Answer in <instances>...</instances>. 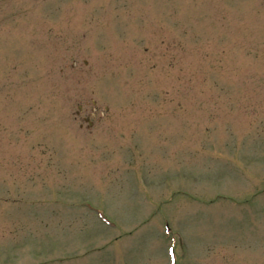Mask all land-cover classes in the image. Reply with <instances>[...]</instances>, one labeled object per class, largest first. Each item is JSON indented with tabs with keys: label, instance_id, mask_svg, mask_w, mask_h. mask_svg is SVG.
<instances>
[{
	"label": "rangeland",
	"instance_id": "374dc122",
	"mask_svg": "<svg viewBox=\"0 0 264 264\" xmlns=\"http://www.w3.org/2000/svg\"><path fill=\"white\" fill-rule=\"evenodd\" d=\"M171 261L264 264V0H0V264Z\"/></svg>",
	"mask_w": 264,
	"mask_h": 264
}]
</instances>
